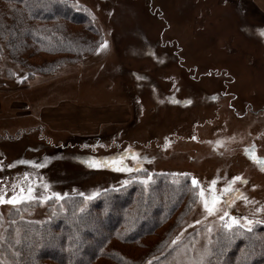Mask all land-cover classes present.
I'll list each match as a JSON object with an SVG mask.
<instances>
[{
    "label": "rangeland",
    "instance_id": "obj_1",
    "mask_svg": "<svg viewBox=\"0 0 264 264\" xmlns=\"http://www.w3.org/2000/svg\"><path fill=\"white\" fill-rule=\"evenodd\" d=\"M69 1L90 10L86 13L103 37L96 51L83 55L78 66L64 64L53 74H33L14 65L3 45L0 194L8 198L21 187L26 191L29 185L51 182L54 170L39 176L14 164L16 158L42 157L44 144L39 139L43 137L49 144L67 148L69 159L59 169L71 170L78 178L73 183L65 182V177L63 185L43 195L55 191L81 197L84 193L87 199L138 180L137 176L142 179L147 172L194 177L206 195L216 181L220 211L209 215L198 195L193 210L166 243L170 256L151 259L158 264H205L214 235L227 229L223 225L228 219H219L224 211L241 224L245 217L258 221L245 229L263 226L264 35L260 30L264 13L258 7L253 10L254 0H243L242 17L238 0H217L214 10L210 0H127L126 5L123 0ZM149 5L163 6L171 25L166 33L159 34L164 22L151 20ZM181 7L189 20L174 19L175 9ZM145 19L146 26L141 23ZM150 23L155 27L149 28ZM105 41L107 46L102 47ZM34 147L39 148L37 153L26 152ZM133 154L139 159L133 160ZM117 156L136 170L118 172L88 164L90 159ZM226 188L234 191L225 192ZM63 207L64 202L52 198L28 207L19 218L38 223ZM19 208L0 204L4 218L0 250L8 242L10 213ZM20 228L15 227L16 235ZM99 236L94 237L100 240ZM58 240L48 244L58 247L62 239ZM95 249L96 244L89 245V251Z\"/></svg>",
    "mask_w": 264,
    "mask_h": 264
},
{
    "label": "trees",
    "instance_id": "obj_2",
    "mask_svg": "<svg viewBox=\"0 0 264 264\" xmlns=\"http://www.w3.org/2000/svg\"><path fill=\"white\" fill-rule=\"evenodd\" d=\"M123 1L126 5L127 0ZM210 1L214 10L217 0ZM242 2H237L240 17L245 15ZM251 6L258 11L255 3ZM87 9L82 10L69 0H0V63L5 44L12 63L33 74L37 71L53 74L64 64L78 66L83 55L94 53L103 42L86 13L90 11ZM186 10L192 12L190 4ZM186 10L184 7L175 9L174 19L187 17L189 20L188 14H184ZM148 12L151 20L164 22L159 34L171 28L162 5H149ZM146 21H142V25L146 26ZM148 25L155 27L151 23ZM42 138L39 139L44 144L42 157L16 158L14 162L39 176H47L54 170L50 183L41 181L32 185L37 196L43 195L44 184L49 185V191L53 186L63 185L61 182L65 177V182L78 180L71 170L67 173L59 169V164L69 159L65 152L67 148L49 144ZM38 149L34 147L26 152L37 153ZM41 164L44 166H34ZM149 175L148 184L142 183L141 179L134 180L119 188L105 190L90 200L82 196H65L61 201L66 207L56 209L51 218L38 223L22 221L19 217L22 211L30 206L38 207L41 202H21L20 208L10 213L11 228L7 244L0 250V264H68V261L69 264H145L159 255L167 257L172 250L166 243L193 210L198 193L193 191L191 179L185 175L147 172L140 177ZM3 223L0 211V227ZM17 226H21L18 235L14 231ZM160 229L163 232L159 234ZM92 235H100V240ZM153 237L157 240L146 241ZM58 239H62L60 246L49 245L50 241ZM92 243L97 249L89 251ZM166 249L168 252L163 255ZM205 264H264V225L250 230L241 226L221 229L213 237L211 254Z\"/></svg>",
    "mask_w": 264,
    "mask_h": 264
},
{
    "label": "snow or ice",
    "instance_id": "obj_3",
    "mask_svg": "<svg viewBox=\"0 0 264 264\" xmlns=\"http://www.w3.org/2000/svg\"><path fill=\"white\" fill-rule=\"evenodd\" d=\"M260 34L264 35V29L260 30ZM101 46L106 47L107 42L105 41ZM132 159L137 160V159H139V157L137 155L133 154ZM123 161H124V157L117 156V157H108L103 161L96 160V159H90L88 161V164L90 167H94V168L110 167L113 170L118 171V172H132V171L136 170L132 167L126 166ZM34 166L43 167L44 165L41 164V165H34ZM25 176H27V174H25ZM137 178L139 179V177H137ZM150 180H151V176L149 175L146 178H142L141 182L144 184H148ZM233 180L234 181L235 180H241V178L240 177H234ZM241 182H243V181H241ZM124 183H128V181H125ZM215 183H216V181L213 180L212 186L208 190V195H206L205 189L199 187V182L197 181V179L194 177L191 179L193 191L195 192V190L197 188H199V192H198L199 198L203 203L204 209L206 210V212L209 215H213V214L217 213L218 211H220V209H218L217 205L219 204V202L221 200V196L217 195L216 191L214 190ZM43 187L47 192L49 185L44 184ZM224 191L227 192V191H234V190L230 189V188H226ZM34 192H35L34 187L29 185L27 187L26 191L23 187H21V189L18 193L13 192V194L8 198H5L4 194H0V204L8 203V204H12V205H17V204H20L21 202L32 201V200H39L42 203V202L50 200L52 198H55L57 201H60L67 195L66 193L61 194L59 192L52 191V192L45 194V195H42V196H36V195H34ZM80 195L84 196L85 194L80 193ZM95 195H96V193H93L92 196L87 197V199H91ZM225 218L228 219V222L225 223L223 226L225 228H229V229L232 228L234 225H240L241 227H247V226H250L251 224H253L254 222H258V221L250 220L247 217H245L244 218V224H241L240 219L238 217L231 216L229 214V212H227V211H224L223 215L219 216V219L221 221H224ZM249 230H250V228H249Z\"/></svg>",
    "mask_w": 264,
    "mask_h": 264
},
{
    "label": "crops",
    "instance_id": "obj_4",
    "mask_svg": "<svg viewBox=\"0 0 264 264\" xmlns=\"http://www.w3.org/2000/svg\"><path fill=\"white\" fill-rule=\"evenodd\" d=\"M257 7L264 13V0H254Z\"/></svg>",
    "mask_w": 264,
    "mask_h": 264
}]
</instances>
